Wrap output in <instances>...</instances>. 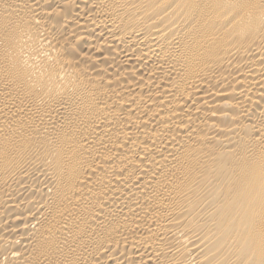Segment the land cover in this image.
<instances>
[{
    "label": "bare ground",
    "instance_id": "6f19581e",
    "mask_svg": "<svg viewBox=\"0 0 264 264\" xmlns=\"http://www.w3.org/2000/svg\"><path fill=\"white\" fill-rule=\"evenodd\" d=\"M0 264H264V0H0Z\"/></svg>",
    "mask_w": 264,
    "mask_h": 264
}]
</instances>
